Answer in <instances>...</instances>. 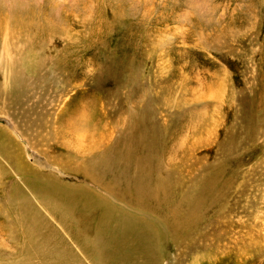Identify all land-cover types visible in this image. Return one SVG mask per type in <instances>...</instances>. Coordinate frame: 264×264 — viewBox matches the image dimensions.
Instances as JSON below:
<instances>
[{
  "label": "rangeland",
  "instance_id": "374dc122",
  "mask_svg": "<svg viewBox=\"0 0 264 264\" xmlns=\"http://www.w3.org/2000/svg\"><path fill=\"white\" fill-rule=\"evenodd\" d=\"M141 13L130 9L136 28L111 44L124 54L66 59L68 70L32 55L23 72L0 71V264L33 249L22 199L72 245L44 200L81 186L120 215L71 205L67 226L88 238L136 242L120 220L142 219L160 230L158 264H264V32L214 37L220 13L202 0L158 25L133 21ZM123 146L148 162L109 166Z\"/></svg>",
  "mask_w": 264,
  "mask_h": 264
},
{
  "label": "bare ground",
  "instance_id": "6f19581e",
  "mask_svg": "<svg viewBox=\"0 0 264 264\" xmlns=\"http://www.w3.org/2000/svg\"><path fill=\"white\" fill-rule=\"evenodd\" d=\"M33 1L37 2L35 7L26 5L27 0H0V71L4 75L17 70L23 72L25 64L22 63V58L32 55L57 59L54 68L68 70L69 64L66 59L81 56L104 58L114 52L124 54L125 47L118 50L111 44L126 42L129 30L136 28L133 26L135 23H130L132 22L129 17L130 9H142L140 18L133 21L140 22L141 25H158L159 22H164L166 10L178 9L184 3V0ZM202 1L207 2L213 11L220 13L217 23L221 31L214 37L242 38L251 36V32L254 37H258L260 31L264 32L261 12L263 7L255 0ZM155 12L157 13L154 14ZM136 31L135 34L138 32ZM132 34L130 36H133ZM148 153L150 152H135L130 148L125 150L123 146L112 155L111 160L106 159L105 162L108 164L110 161L114 162L112 158L115 156L120 165L122 163V168H125L132 157H137L142 163L148 162L146 158ZM136 186L141 193L144 186L140 184ZM22 200L19 224L22 225L27 240L30 239L33 249H29L23 255V259L20 260L22 262L13 264H158L160 261L156 250L158 247L156 239L160 237V230L148 221L126 217L120 220V223L130 230L131 235L137 234L134 241L138 240L131 243L127 237L116 234L104 237V232L101 231V234L96 233L94 237L88 238L85 232L77 233L70 229L66 221L67 208L75 203L84 206L100 201L106 207V211H111V216H120L116 208L105 198L83 186L68 193H57L51 198L45 197L44 200L47 213L52 217L57 216L59 223L54 218L53 220L63 234L69 236L72 245L65 243L62 237L58 236L60 234L50 228L46 219L36 216L29 207L24 206L27 201ZM61 207L66 209L63 210ZM118 212L122 216L125 215L120 209ZM37 217L41 222L35 221ZM80 258H83V261Z\"/></svg>",
  "mask_w": 264,
  "mask_h": 264
}]
</instances>
